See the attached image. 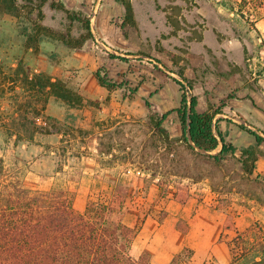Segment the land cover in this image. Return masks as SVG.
<instances>
[{
  "label": "rangeland",
  "instance_id": "rangeland-1",
  "mask_svg": "<svg viewBox=\"0 0 264 264\" xmlns=\"http://www.w3.org/2000/svg\"><path fill=\"white\" fill-rule=\"evenodd\" d=\"M16 3L18 14L0 13V64L4 68L0 74V153L5 154L11 167L24 169L29 187L37 183L39 186L34 189L67 187L74 206L81 211L90 200L109 201L119 186L121 192L127 190L125 220L136 232L132 252L136 257L146 255L150 262L154 259L155 264H163L184 244L181 237L187 233H193L195 239L199 237L196 228L208 220H217L223 226L221 240L228 241L232 258L223 263L204 252L198 264H264V169L259 166L264 162V141L254 145V156L243 155L239 147L235 154L215 160L211 155L219 154V148L214 152L194 150L185 141L177 111L181 103L176 104L173 96L170 101H159L171 111L167 122L162 119L165 112H159L150 97L142 98L137 93L139 81L130 86L123 80L117 89L125 92V110L116 115H96L88 127L83 110L52 97L46 116L55 119H37L40 129L35 140L20 141L15 146L17 135L11 132L17 131L12 122L17 104L9 100L16 94L11 89L10 76L20 61L31 75L46 71L43 69L50 64L62 65L56 74L46 72L53 77L59 73L55 78L66 80L81 92V84L92 76L87 65L93 57L90 50H85L90 39L87 20L92 31L96 15L104 20L111 13L118 28L137 30L152 41L158 37V44L162 37H170L177 48L202 43L205 34L211 33L217 37L214 44L226 51L230 65L242 69L246 88L255 90L254 102L264 107V17L253 22L217 0ZM107 55L121 61L132 57L114 51ZM150 61L183 92L190 90V81L180 75L181 68L165 67L158 59ZM98 70L108 75L106 66H99L94 73ZM85 106L96 110L101 107V100H90ZM17 115L16 112L14 116ZM235 121L255 142L250 129L264 138V122L246 124L239 118ZM91 134L93 141L99 142V164L92 181L83 177L87 155L83 146L85 142L90 144ZM231 234L234 237L228 240ZM185 248L180 251L182 256L170 264H193L195 249Z\"/></svg>",
  "mask_w": 264,
  "mask_h": 264
},
{
  "label": "trees",
  "instance_id": "trees-1",
  "mask_svg": "<svg viewBox=\"0 0 264 264\" xmlns=\"http://www.w3.org/2000/svg\"><path fill=\"white\" fill-rule=\"evenodd\" d=\"M217 1L253 22L264 17V0ZM125 4L130 9V5ZM0 13L18 14L16 0H0ZM86 27L87 38H92L89 19ZM3 70L0 64V74ZM95 74L99 83L109 90L119 87L117 81L100 70ZM180 74L183 76L182 72ZM10 80L16 94L9 100L17 104L12 114L17 131L11 132L17 135L15 146L20 141L32 143L35 140L40 129L37 119L46 116L52 97L77 109H82L87 102L79 90L62 78H55L46 71L31 75L23 61L13 70ZM189 85L192 87L191 81ZM197 104L195 94L190 90L183 92L177 111L185 141L194 150L199 148L205 152H212L222 145L219 154L211 155L215 160L235 154L237 146L228 141L221 130H215L218 109L199 112ZM16 112L18 115L14 116ZM169 113H164L162 119ZM162 119L158 121L159 125ZM250 132L255 135L256 144L264 141L256 131L250 129ZM254 147H242L243 155L254 156ZM10 164L5 154L0 153V264H150L149 257L144 254L136 257L132 252L136 232L125 220L127 190L121 192L119 186L109 201L90 200L81 211L74 206L67 187L31 188L24 182V169ZM181 256L182 252L175 255L171 263Z\"/></svg>",
  "mask_w": 264,
  "mask_h": 264
},
{
  "label": "crops",
  "instance_id": "crops-1",
  "mask_svg": "<svg viewBox=\"0 0 264 264\" xmlns=\"http://www.w3.org/2000/svg\"><path fill=\"white\" fill-rule=\"evenodd\" d=\"M110 17L111 13H109L108 18L101 20L99 15H96L92 24L93 37L85 43V50H90V56L93 57L91 64L88 63L87 65L92 76L91 79H88L89 82L84 81L81 84V93L87 102L89 100H101V107L96 110L86 106V108L80 109L84 111L86 126L90 127L96 115H116L121 110H125V102H123L125 92L120 88L109 90L97 80L94 70L102 65L106 66L108 75L117 82L121 83L126 80L127 84L133 86L139 81L137 93L142 98L150 97L153 100L152 104L159 112H169L164 108L165 102L159 103L160 100L170 101L173 96L176 104H180L183 91L176 82L167 79L162 70L156 68L155 62L150 61L151 59H158L159 63L165 67L182 69L183 76L180 74L181 77L192 82L190 93L198 97L197 109L199 112L213 111L218 109L220 104H224L216 113L215 130H221L226 139L237 148L256 144L254 137L244 128L239 127L238 121L235 120L239 118L246 124L262 123L264 122V107L257 104L256 101L254 102L255 97L252 93L255 90L246 88L247 84L242 69H234L227 60L226 51L214 44L217 37L211 33H206L202 43H193L184 48H177L172 45L170 37H159L162 42L158 44V37L152 41L153 39L148 35H142L137 30L125 31L120 29ZM109 51L126 53L127 56L132 57L121 61L107 55ZM142 57H148L150 60L142 59ZM56 65L50 64L43 70L56 74L58 69L62 67V65ZM57 74L54 77L60 75ZM141 79L143 82H140ZM106 99H108L107 102L103 101ZM168 116L165 119L167 122L170 121ZM227 118H230V121ZM90 136V144L85 142L83 146L87 151L83 177L92 181L96 178L95 174L99 164L96 154L99 142H94L92 134ZM221 147L219 146L218 150ZM259 166L264 169V162L261 161ZM27 177L28 175L24 177V182L29 186L26 183ZM37 184L34 186H39ZM145 230L146 225L143 232ZM223 230V226L217 220L201 221L195 230L199 237L195 239L193 233H187L185 237H181L184 244H181L171 256L165 259L163 264H170L173 257L187 246L195 249L193 264H198L199 257L204 252L211 253L223 263H228L232 257L228 241L221 240ZM233 237L234 235L231 234L227 236V239L231 240ZM155 263L154 259L150 262V264Z\"/></svg>",
  "mask_w": 264,
  "mask_h": 264
},
{
  "label": "built area",
  "instance_id": "built-area-1",
  "mask_svg": "<svg viewBox=\"0 0 264 264\" xmlns=\"http://www.w3.org/2000/svg\"><path fill=\"white\" fill-rule=\"evenodd\" d=\"M41 119V117L40 118H38V121Z\"/></svg>",
  "mask_w": 264,
  "mask_h": 264
}]
</instances>
